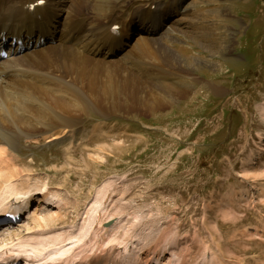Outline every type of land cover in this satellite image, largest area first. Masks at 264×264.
I'll use <instances>...</instances> for the list:
<instances>
[{
	"label": "rangeland",
	"instance_id": "374dc122",
	"mask_svg": "<svg viewBox=\"0 0 264 264\" xmlns=\"http://www.w3.org/2000/svg\"><path fill=\"white\" fill-rule=\"evenodd\" d=\"M126 1L116 0L121 6ZM177 1L166 25L148 36L162 47L158 54L168 50L175 55L184 77L175 75L179 63H161L168 73L148 77V66L142 72L126 57L118 61L146 82L186 87L187 93L160 94L165 105L159 109L123 100L119 110L109 104L98 110L99 97L76 81L83 99L72 106L78 116L41 118L40 113L54 115L55 108L36 104L25 115L33 116V122L27 117L26 127L11 124L16 131L15 126L41 136L14 142L22 162L16 168L5 166L2 172L10 173L4 180L21 170L46 177L73 202L70 220L83 217L87 203L110 182L109 204L128 207L129 220L136 216L147 235L154 226L177 234L183 247H192V264L205 247L224 264H264V114L259 106L264 103V0ZM78 2L85 5L91 24L107 18L97 7L101 1ZM53 134L63 137L50 142ZM233 190L243 195L228 200ZM35 219L27 218L15 229L3 225L0 233L12 234L10 240L6 237L10 243Z\"/></svg>",
	"mask_w": 264,
	"mask_h": 264
},
{
	"label": "bare ground",
	"instance_id": "6f19581e",
	"mask_svg": "<svg viewBox=\"0 0 264 264\" xmlns=\"http://www.w3.org/2000/svg\"><path fill=\"white\" fill-rule=\"evenodd\" d=\"M78 1L0 0V52L3 44H7L4 51L8 53L6 59H0V218L22 216L19 223L11 225L15 229L23 220L38 217L35 224H27L24 235L10 243L7 240L13 235L0 233V264L15 261L24 264H192V247L187 244L183 247L177 234L154 226L147 235L136 216L133 221L129 220L128 207L123 203L118 207L109 204L112 201L110 182L87 203L89 210L83 217L70 220L67 216L74 209L73 202L68 201L62 189L51 187L46 177L21 170L4 180L10 167L16 168L22 162L14 142H28L41 136L15 126L19 130L16 131L11 124L22 122L26 127L23 121H29L27 117L33 122V116L25 115L36 104L47 103L55 108L54 115L46 112L39 117L78 116L72 106L83 99L81 92H77L76 81L83 84V90L99 97L98 110L107 109L108 104L119 110V102L123 100L134 105L140 103L148 110L159 109L165 105L160 94L181 97L187 93L186 87L162 84L159 87L146 82L118 61L126 57L140 71L141 67L148 66L151 71L146 73L148 77L153 72L168 73L163 63L171 67L179 63L175 75L184 77L181 62L176 61L175 55L168 50L158 54L162 47L148 36L166 25L169 13L178 5L177 0L172 4L130 0L124 6L116 0H94L101 1L97 7L107 14V18L103 15L105 20L100 23L96 20L94 24L85 5ZM70 2L74 4L69 5ZM10 40L16 44L10 45ZM213 88L214 92L220 90ZM64 95L69 99H62ZM259 106L264 114V103ZM55 123L63 126L62 121ZM50 136V142H59L63 137ZM7 165L9 169L3 173ZM242 195L243 191L233 190L226 196L233 200ZM194 264L224 262L205 247Z\"/></svg>",
	"mask_w": 264,
	"mask_h": 264
},
{
	"label": "snow or ice",
	"instance_id": "6c2138e0",
	"mask_svg": "<svg viewBox=\"0 0 264 264\" xmlns=\"http://www.w3.org/2000/svg\"><path fill=\"white\" fill-rule=\"evenodd\" d=\"M43 2V0H41V3Z\"/></svg>",
	"mask_w": 264,
	"mask_h": 264
}]
</instances>
